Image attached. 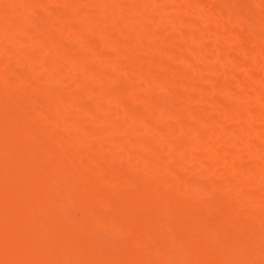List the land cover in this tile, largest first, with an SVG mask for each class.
<instances>
[{"label": "rangeland", "instance_id": "374dc122", "mask_svg": "<svg viewBox=\"0 0 264 264\" xmlns=\"http://www.w3.org/2000/svg\"><path fill=\"white\" fill-rule=\"evenodd\" d=\"M101 6L110 17L98 21ZM0 110L9 116L0 131V177L14 161L29 173L0 185V198H21L14 188L23 181L34 186L31 172L49 151L72 153L75 165L51 166L46 194L60 198L45 235L71 230L86 249L79 254L61 243L53 250L43 240L51 249L36 256L52 250L55 264H128V256L134 264L264 263V0H0ZM130 111L140 115L130 119ZM29 133L37 139L12 161L9 147ZM245 163L256 164L257 173L236 166ZM59 169L66 172L62 190L53 184ZM132 193L136 209H121ZM37 197L22 205L42 216L51 199ZM86 202L91 214L82 219ZM156 211H164L163 220L148 228ZM207 213H217L216 220L201 228L195 217ZM109 215L121 217V225L105 221ZM28 222L26 216L9 228L25 233ZM255 227L252 240L262 248L230 244ZM190 243L201 250L182 248ZM19 248L8 249L17 260Z\"/></svg>", "mask_w": 264, "mask_h": 264}, {"label": "bare ground", "instance_id": "6f19581e", "mask_svg": "<svg viewBox=\"0 0 264 264\" xmlns=\"http://www.w3.org/2000/svg\"><path fill=\"white\" fill-rule=\"evenodd\" d=\"M116 4V3H115ZM114 4V5H115ZM100 6V5H99ZM115 6H117V5H115ZM102 7V6H101ZM97 8V17H98V21H100V20H102V19H108L110 16L108 15V13H107V9L106 10H103L104 8H105V6H103L102 8ZM107 8V7H106ZM133 8V7H132ZM215 13L218 15V17H222V14H221V12H220V9L219 8H216L215 9ZM96 18V17H95ZM94 21H96V20H94ZM1 28H4V27H1ZM3 30V33L5 32V33H7L5 30H7V29H2ZM75 32H77V31H75ZM133 41H134V39H133ZM56 49L60 52L61 51V46H59V45H57L56 46ZM63 51V50H62ZM61 51V52H62ZM244 51H246V52H248L249 51V45L248 46H245L244 47ZM18 54V53H17ZM58 54V53H57ZM59 55V54H58ZM110 55V54H109ZM55 56H57V55H55ZM79 56H80V54H79ZM106 57L108 56V54L107 55H105ZM33 57V56H32ZM32 57H28V59H30V58H32ZM58 58H60L59 56H57ZM58 58H56V59H58ZM72 59H74L75 61L78 59H76V57H71ZM80 58V57H79ZM81 58H82V56H81ZM111 58V57H110ZM109 59V58H108ZM80 60V59H79ZM109 60H112V58L111 59H109ZM28 61V60H27ZM78 61V60H77ZM78 62H80V61H78ZM248 64V63H247ZM249 66L250 65H247L246 66V68L244 69L245 71H247V70H249ZM101 74H100V72H98L97 71V75H95V76H100ZM143 77H144V79H145V75H143ZM142 77V78H143ZM26 80V79H25ZM225 86V85H224ZM226 87V86H225ZM227 88V87H226ZM100 92V90H97V93H99ZM101 94H102V92H100ZM99 93V94H100ZM107 93V92H106ZM105 93V94H106ZM258 93H259V91H258ZM256 94V95H258L259 96V94ZM252 94V93H251ZM253 95V94H252ZM255 95V96H256ZM254 96V95H253ZM11 101H13V100H11ZM6 102H8V103H11L10 101H7V99H6ZM6 102L4 103H2V104H6ZM16 102V101H15ZM53 103H55L53 106H51V108L53 109V110H57V109H59V107H58V102H57V100H56V102H52L51 104H53ZM12 104V103H11ZM8 106V105H7ZM239 108V107H238ZM2 109H3V107H2ZM5 109V108H4ZM3 109V110H4ZM2 110V112H4ZM242 110V109H241ZM240 110V111H241ZM1 111V110H0ZM47 111L48 112H50L48 109H47ZM48 112H47V114H45L46 116H49L50 114H52V113H49L48 114ZM238 112V111H237ZM244 112V111H243ZM94 113H95V111H90L89 112V115H94ZM130 113V119H134L135 117H138L140 114H139V112H135V111H130L129 112ZM239 114H241L240 112H238ZM237 113V114H238ZM242 114H244V113H242ZM241 114V116H244V115H242ZM45 116V117H46ZM242 118H245V117H242ZM8 120H9V116L7 115V116H5V115H2V114H0V131H1V128L3 129V127L8 123ZM241 120H244L243 122H245V119H241ZM239 122H241V121H239ZM218 124L219 125H221V123L220 122H218ZM242 125L244 124V123H241ZM147 125V124H146ZM224 125H222L221 127H223ZM238 127V126H237ZM237 127L235 128V127H233V129H231V131H233V132H236L237 130ZM224 128V127H223ZM88 130V129H87ZM236 130V131H235ZM159 131H162V130H159ZM90 132V131H89ZM161 133V135H163V133L162 132H160ZM30 134V135H29ZM28 134V136L25 134V138L23 137V142H22V144L21 143H19V140L17 139V141H14V143L15 144H13L11 147H9V150H11L13 153V155L15 156L14 158H11L12 159V161L16 158V159H21V157L23 158L24 156H25V154H26V151L28 150V148H29V146L32 144V143H29V142H34V140L35 139H37V137H38V135L35 133H29ZM200 134L201 133H199V132H197V138H198V136H199V138L198 139H200ZM20 136V135H19ZM22 137V136H21ZM62 138V137H61ZM16 140V139H15ZM111 140H113V141H111ZM119 141L120 140H118V139H116V138H110V141L109 142H114L115 144H120L119 143ZM121 142V141H120ZM141 143H143V142H141ZM141 143H140V145H141ZM113 144V143H112ZM111 144V145H112ZM61 145V144H60ZM145 147H148L147 145H144ZM209 147H212V146H209ZM56 148H58V147H56ZM3 149H5V148H3ZM208 149V148H207ZM212 150H214L213 148L212 149H210L209 148V150L208 151H212ZM226 150H230V149H226ZM10 151V152H11ZM52 151H54V150H52ZM64 151V150H63ZM226 153V152H225ZM229 153V152H228ZM59 154H61V155H59ZM70 154H72V153H70ZM70 154L68 153V152H65V153H59V152H55L54 151V153H52L51 151H49V153H45V155L42 157V159H41V162L43 161V163H40L39 164V166L40 165H42V166H40V168H37V170H35L34 172V174H32V172H31V175H34V177H35V179L34 180H36V182L37 183H35L34 182V186H32V185H30V184H28V183H24L25 181H23L21 184L22 185H20V188H18L17 186H19V185H17L15 188H14V190H16L14 193H15V196L16 195H18V193H19V195H21L20 197L21 198H19L18 200L17 199H14L11 195H9L8 193H6V192H3V195L1 196V198H0V264H55L57 261L56 260H58L56 257H58V255L57 256H54L53 254H50L49 252H51L52 250H50V251H48V256H45V255H41V254H38V256H36V254H34V252H35V250H40V249H49L50 247H52L53 245H54V247H52V249L54 250V249H59V248H56L55 246H60L59 244H64L62 247H64V246H67V244H70L71 246L69 247V248H71L72 250H74V249H76V250H74V252L76 253V252H79L78 250H80V252H79V254L80 253H84V250L86 249L82 244L83 243H81V242H79V241H77L76 239H75V236L72 234V231L71 230H63V231H61V233H58V232H56L55 233V235L53 236H50V235H45V226H46V223L48 224V223H54V222H52V221H54V218H52V216H51V212H52V209L55 207L54 205H57L59 202L57 201V200H59V196L58 195H56L55 194V196H56V198H58V199H56V201L58 202H56L55 201V199H53V198H50V196H48V195H50V194H46L47 192L49 193V191H46L47 190V186L49 185V182H48V185H47V180H48V178H50L51 177V175H53L52 174V171H54V170H52V168H54L52 165H53V163L55 164V162L57 161H59V163H61V166H63L64 167V169L68 166V168H72L73 166H75L74 164H72V163H70ZM129 154V153H128ZM9 155H11V154H9ZM158 155V154H157ZM156 155V157H155V160L157 161V159L158 160H160L159 158H160V156H157ZM229 155V154H228ZM129 156H131V155H129ZM10 157H12V156H10ZM148 158V157H147ZM147 158H143V159H141L142 160V162L143 163H146V162H148V159ZM19 159V160H20ZM162 159V158H161ZM161 161V160H160ZM163 161V160H162ZM10 162H11V160H10ZM19 162V163H18ZM18 162H11V164H5V168H3V170L1 171L2 173H1V179H0V185H3V186H6V185H8V184H10V183H8V184H6L7 182V180H9V179H13V177H16V176H22V175H25L26 176V174H29L28 173V168H26V167H24V168H22L21 169V162L20 161H18ZM73 162V161H72ZM70 164H72V166L70 165ZM51 166H52V168H51ZM237 167H239L240 168V170H241V168L243 169V170H245V171H249V172H251V173H257V165L256 164H252V163H245V165H236ZM240 166H242V167H240ZM60 167V166H59ZM61 168V167H60ZM64 169H61V170H64ZM238 169V168H237ZM56 171V170H55ZM54 171V172H55ZM55 175V177L53 178V180L55 181V182H53V184L54 183H56V187H57V190L58 189H60L61 187H63V188H61V190L62 189H64V183H66V182H64L65 181V178H63L64 176H65V174H66V172L65 173H62L61 171H60V169L58 170V172L57 173H54ZM114 174V173H113ZM63 175V176H62ZM114 175H117V174H114ZM113 176V175H112ZM116 177H118V176H116ZM178 177V176H177ZM115 178V177H114ZM119 178V177H118ZM141 178V177H140ZM19 179V178H18ZM64 179V180H63ZM115 179H117V178H115ZM143 179V178H142ZM142 179H140V180H142ZM52 180V181H53ZM117 180H119V179H117ZM30 181H31V179H30ZM52 181H50V182H52ZM28 182V181H27ZM141 182V181H140ZM5 183V184H4ZM141 183H143V182H141ZM140 183V184H141ZM135 184H136V182H135ZM143 184H141V188L143 187L142 186ZM50 186V185H49ZM136 187H138L139 188V186L140 185H135ZM148 186V185H147ZM53 187H55L54 185H53ZM55 187V188H56ZM60 187V188H59ZM99 191H101L102 190V187H98L97 188ZM96 189V190H97ZM56 190V191H57ZM64 191V190H63ZM135 191H139V189L138 190H135ZM134 191V192H135ZM5 193V194H4ZM1 195V194H0ZM31 196V197H30ZM33 196H35V197H37V196H39V198H43L42 200H47L48 198V200H50V202L48 203V205H49V207H50V209H48V208H46V207H44V206H46L45 204L43 205V207H44V209H46V211H44L43 212V215L41 216V213H40V215L38 214L39 212H38V209H37V211L36 212H34L35 211V209H29L27 206V208L26 207H24L22 204H24V203H26L27 201H28V199H30V198H32ZM45 196H46V198H45ZM58 196V197H57ZM124 197V196H123ZM38 198V197H37ZM123 199V198H122ZM20 200V201H19ZM18 201V202H17ZM139 201V200H138ZM138 201H137V194L136 193H132V194H130L129 196H127L123 201L121 200L120 201V203L118 204L119 206H120V208L121 209H129V208H133V209H136V207H135V204L136 203H138ZM43 203V202H42ZM55 203V204H54ZM86 203H88V204H85L86 206L84 207L83 206V208L81 207V210H83V211H81L80 209H79V211L81 212V213H78V215L80 214V218H82V219H84V218H86V217H88V214H91L90 213V211L88 212V210H90V208L88 207V205H89V202H86ZM51 204V205H50ZM82 205H84V204H82ZM81 205V206H82ZM50 210V212H48ZM159 210V209H158ZM226 210V209H225ZM32 211V213L33 214H35V216H33L32 217V215L31 216H28L27 214L28 213H30ZM40 211V210H39ZM157 212V211H156ZM204 212V211H203ZM32 213H30V214H32ZM157 213H160V215L159 216H155V217H153L152 216V218L150 217L149 219L150 220H154L155 222H151V224L149 223V221H147V223H149L150 225H152L151 227H148V228H152L153 226L154 227H156L155 225H157V223H161L160 221H162L163 220V216H164V211H159V212H157ZM156 213V214H157ZM205 213V212H204ZM224 213V212H223ZM226 213V212H225ZM230 213V212H229ZM44 214L46 215V216H44ZM208 215H202V216H197V217H195V223L198 225V226H200L201 228H202V226H204V227H207V224H209L210 222H212V220H214L216 217H212L214 214H217V213H212V215L211 214H209V213H207ZM77 215V216H78ZM226 215V214H225ZM254 215V214H253ZM29 217V222L28 223H26V225H28L27 227H28V230L27 231H25V233H22L23 231H19V230H10V228L9 227H11V228H14V227H12L11 226V224L10 223H12V222H14L15 223V225L17 224V223H19L20 221L22 222L24 219H25V217ZM41 216V217H40ZM44 216V217H43ZM99 216V215H98ZM206 216V217H205ZM209 216V217H208ZM214 216H217V215H214ZM220 217L219 218H221L223 215H219ZM257 216V215H256ZM31 217V218H30ZM79 217V216H78ZM96 216H94V218H95ZM99 217H101V216H99ZM104 217H107V218H104ZM104 217H102V218H104L105 219V221H107V222H109V223H119V225H121V217H116V218H113V217H111L110 215H109V217L108 216H104ZM225 218H227V215L226 216H224ZM224 217H222V218H224ZM258 217V216H257ZM73 218H75V217H73ZM89 218V217H88ZM91 218V217H90ZM102 218H100L99 220H101ZM154 218V219H153ZM224 218V220H226ZM234 218V217H233ZM71 220H72V218H70ZM69 219V221L68 222H70L71 220ZM96 219H98L97 217H96ZM186 219V221H182V222H184V223H182L183 224V226L181 225V227H184V229L186 230V228L188 229L189 227H190V225H191V220L189 219V218H185ZM234 219H236V218H234ZM234 219H231V220H234ZM74 220H77V219H74ZM216 220V219H215ZM219 220V219H218ZM181 221V220H180ZM179 221V222H180ZM245 221V220H244ZM24 222H27V221H24ZM72 222V221H71ZM242 222V221H241ZM56 223V222H55ZM54 223V224H55ZM92 223H94V222H92ZM145 223V222H144ZM71 224V223H70ZM76 224V223H75ZM81 224V223H80ZM91 224V223H90ZM245 224V223H244ZM4 225V226H3ZM12 225L14 226V224L12 223ZM25 225V226H26ZM77 225V224H76ZM86 225H88V223L86 224ZM123 225L125 226V228L128 230V231H132V232H134L135 231V233L137 232L136 231V225L134 226V224L133 225H130V224H126V223H123ZM149 225V226H150ZM81 226V225H80ZM89 226V225H88ZM123 226V227H124ZM132 226V227H131ZM253 226H254V224H253ZM83 227V226H82ZM121 227V226H120ZM203 227V228H204ZM78 229H80L79 227H77ZM147 228V229H148ZM256 228V227H255ZM251 228V229H248L247 231H245V232H247V233H253L254 235H256V232L258 233V229L256 228ZM83 229H84V231H87V230H85V228L83 227ZM86 229H90L89 227L88 228H86ZM140 229H143V230H141L142 232L141 233H143V232H147V231H144V230H147L146 228H144V227H142V228H139V230ZM206 229V228H205ZM82 230V229H81ZM138 230V229H137ZM256 230V231H255ZM175 231H179V229L178 230H175ZM131 233V232H130ZM134 233V234H135ZM139 233V232H138ZM137 233V234H138ZM250 233V234H251ZM43 234V235H42ZM177 234V233H176ZM179 235H181V238H183L182 237V232H181V234H180V231H179V233H178ZM178 234L176 235V240H178L179 238L177 237L178 236ZM243 234V233H242ZM242 234H240V236L242 237V236H245V235H242ZM249 234V235H250ZM139 235V234H138ZM248 234H247V237L249 236ZM47 236V237H46ZM39 237H43V238H39ZM44 237H46V238H44ZM173 237H174V235H173ZM246 236L245 237H242V238H238V237H236V238H238V240L236 241L235 240V242L236 243H234V241H233V239H230L231 241H229L230 242V244L232 245V244H235V245H238V246H235V248L236 247H238L239 249H245V247H247L246 249H258L259 247H261V246H259L260 245V241L258 242V241H254V240H256V236L255 237H253L252 236V234H251V237H249V239L247 238ZM171 239H172V237H170ZM180 238V239H181ZM231 238V237H230ZM232 238H233V236H232ZM245 238V239H244ZM174 239V238H173ZM179 239V240H180ZM252 239H254V240H252ZM42 240V241H41ZM43 240H44V242H47V243H49V246H50V244H53V245H51L50 247H48V245H45V243H43ZM176 240H175V242H176ZM177 241V242H180V243H182L181 241ZM257 240H259V239H257ZM49 241H53V243H51V242H49ZM46 243V244H47ZM141 243H143V242H141ZM40 244H42L41 246H39ZM139 245L138 246H140L141 244L140 243H138ZM190 244H194V245H186L185 247H182V248H184V249H186L187 247L188 248H190V247H192L191 249L192 250H194L193 248H195V249H197V248H199L200 250H201V246H197V248L195 247L196 245V243H190ZM262 244V243H261ZM14 245H19L20 246V250L22 249V255L20 256V258L17 260V259H15L12 255H14V254H12L11 252H13V251H10V250H8V249H13V247H14ZM230 245V246H231ZM46 246V247H45ZM244 248H243V247ZM61 247V246H60ZM142 247V246H141ZM144 247V246H143ZM241 247V248H240ZM69 248H67V249H69ZM262 248V247H261ZM51 249V248H50ZM78 249V250H77ZM124 249H126V248H124ZM209 249V248H208ZM214 249V248H213ZM232 249V248H231ZM45 251H47V250H45ZM191 251V250H190ZM199 251V250H198ZM158 252V251H157ZM195 252H197V251H195ZM52 253V252H51ZM54 253H55V251H54ZM129 253H131V254H134V253H132L131 251H128L127 252V255H129ZM200 252H197V254H199ZM12 254V255H11ZM65 254V253H64ZM72 254V253H71ZM130 254V255H131ZM161 254V253H160ZM67 255V254H66ZM125 255V254H124ZM133 256V255H132ZM16 257V256H15ZM52 257H54L55 259H53ZM59 258V257H58ZM125 258H127V257H125ZM124 258V259H125ZM128 258H129V260H127L126 262H128V264H134L135 262H133V260H134V258H133V260H132V258L130 259V257L128 256ZM73 259V258H72ZM85 260V259H84ZM79 261H83V259L82 260H79ZM78 261V262H79ZM90 261H93L92 259H90L89 261H87L86 262V264H90ZM131 261V262H130ZM181 262V261H180ZM227 262H229V261H227ZM227 262H225L224 264H250L248 261H246V260H243V261H239L238 260V262H236V261H234V262H232V261H230L231 263H227ZM81 262H79L78 264H80ZM83 263L85 264V261H83ZM177 263V262H176ZM195 263V262H194ZM203 263V262H202ZM75 264H77V263H75ZM100 264H114V262H111V261H107V262H104V263H100ZM117 264H122L121 263V260L119 261V263H117ZM139 264H142V263H139ZM169 264H171V263H169ZM192 264V263H191ZM199 264H201V263H199ZM206 264V263H205ZM214 264H217V263H214ZM223 264V263H222ZM261 264H264V263H261Z\"/></svg>", "mask_w": 264, "mask_h": 264}]
</instances>
